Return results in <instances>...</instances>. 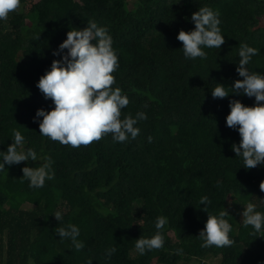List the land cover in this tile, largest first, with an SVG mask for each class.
Listing matches in <instances>:
<instances>
[{
	"label": "trees",
	"instance_id": "16d2710c",
	"mask_svg": "<svg viewBox=\"0 0 264 264\" xmlns=\"http://www.w3.org/2000/svg\"><path fill=\"white\" fill-rule=\"evenodd\" d=\"M20 6L0 20V151L16 129L38 159L0 171V264H209L217 257L218 264H264V231L244 227L239 209L246 206L235 205L246 200L264 212V165L244 168L231 150L239 132L226 125L230 101L255 104L231 87L243 79L236 71L241 44L259 50L249 71L264 73V0H135L132 7L127 0H21ZM205 6L219 11L225 43L205 48L206 59H186L177 35L194 29L191 16ZM88 21L112 36L119 59L112 87L130 101L121 119L147 114L134 140L118 143L108 134L72 147L40 135L43 117L34 122L38 109L54 108L37 87L67 49L53 52ZM217 84L229 96L214 99ZM46 156L55 177L30 188L22 168L39 167ZM203 196L211 200L207 211ZM223 209L234 243L201 247L208 213ZM161 216L163 247L139 254L136 239L152 237ZM69 224L80 229V251L55 232Z\"/></svg>",
	"mask_w": 264,
	"mask_h": 264
},
{
	"label": "clouds",
	"instance_id": "9594fccd",
	"mask_svg": "<svg viewBox=\"0 0 264 264\" xmlns=\"http://www.w3.org/2000/svg\"><path fill=\"white\" fill-rule=\"evenodd\" d=\"M21 0H0V20H6L9 13L20 6ZM219 11L205 6L191 16L195 27L193 30H180L177 39L183 44V54L186 59H206L205 48L220 49L225 43L222 34ZM91 41H96L95 44ZM67 49V54L60 60H53L50 70L39 79L37 87L45 99L51 98L54 108L51 111L38 109L34 122L39 121L40 135L58 141L62 145L79 147L99 141L111 134L114 142L123 143L135 139L140 134L136 125L147 119L145 112H137L121 119L122 109L129 104V98L115 84L113 73L119 68V59L113 47V39L107 27L99 26L95 21H88L83 29L73 28L67 32V38L53 55H60ZM259 50L247 44H241L239 50V65L236 71L243 79L236 80L231 87L232 93L255 98L254 106H245L239 100L229 103L230 113L226 117V125L236 129L241 137L239 145L231 144V150L236 157H242L244 168L251 169L264 165V73L251 72L246 67L251 58ZM211 90L212 97L225 98L229 91L225 86L217 84ZM146 107V106H145ZM238 126V127H237ZM12 143L6 151H0V171L5 165H18L21 162L36 161L37 152L33 148H23L25 138L19 130L13 129ZM151 142L152 137H148ZM54 161L51 156L44 157L39 167L22 168L21 179L29 182L30 188H43L46 181L55 177L52 168ZM260 188L264 191V182ZM200 204L207 206L211 200L201 197ZM57 221L61 213H55ZM229 213L223 209L218 214H209L204 228L199 233L201 247H230L234 241L230 238L233 226L227 217ZM243 226H251L256 232L264 231V212L256 210V205L248 203L241 213ZM167 223L166 217H158L155 227L157 232L150 238L136 239L135 249L143 255L146 251L159 249L164 245V235L160 231ZM61 240L70 239L77 251L85 245L79 240L80 229L74 224L60 227L55 231ZM116 251L108 250L110 258ZM182 251V250H178ZM88 264H92L89 260Z\"/></svg>",
	"mask_w": 264,
	"mask_h": 264
},
{
	"label": "rangeland",
	"instance_id": "374dc122",
	"mask_svg": "<svg viewBox=\"0 0 264 264\" xmlns=\"http://www.w3.org/2000/svg\"><path fill=\"white\" fill-rule=\"evenodd\" d=\"M128 2H129V6L130 7H132L133 5H134V1L135 0H127ZM22 7L21 6H19V8L18 9H21ZM246 200H241V201H239L238 203H235V205H237V206H246L248 203H249V201L248 202H246V203H244ZM243 208H240L239 209V213H240V215H239V218L242 220V217H241V213L243 212ZM243 221V220H242ZM169 236L171 237V239L172 240H174V235H173V233H169ZM219 260H220V258L219 257H217V258H213V259H211V262L209 263V264H218L219 263ZM192 264H198V262H191Z\"/></svg>",
	"mask_w": 264,
	"mask_h": 264
}]
</instances>
